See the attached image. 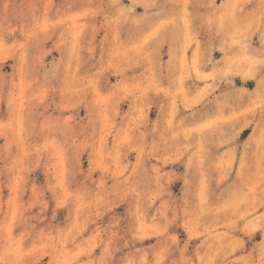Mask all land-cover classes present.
I'll use <instances>...</instances> for the list:
<instances>
[{
  "label": "rangeland",
  "instance_id": "374dc122",
  "mask_svg": "<svg viewBox=\"0 0 264 264\" xmlns=\"http://www.w3.org/2000/svg\"><path fill=\"white\" fill-rule=\"evenodd\" d=\"M0 264H264V0H0Z\"/></svg>",
  "mask_w": 264,
  "mask_h": 264
},
{
  "label": "crops",
  "instance_id": "0c3cea01",
  "mask_svg": "<svg viewBox=\"0 0 264 264\" xmlns=\"http://www.w3.org/2000/svg\"><path fill=\"white\" fill-rule=\"evenodd\" d=\"M259 46V45H258Z\"/></svg>",
  "mask_w": 264,
  "mask_h": 264
}]
</instances>
